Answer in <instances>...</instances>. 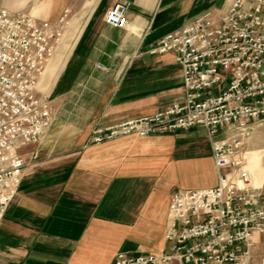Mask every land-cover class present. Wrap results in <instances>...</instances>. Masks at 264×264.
<instances>
[{"label":"crops","instance_id":"crops-1","mask_svg":"<svg viewBox=\"0 0 264 264\" xmlns=\"http://www.w3.org/2000/svg\"><path fill=\"white\" fill-rule=\"evenodd\" d=\"M116 1L0 0L52 24L68 9L65 33L75 30L72 44L63 34L39 77L52 122L18 147L26 163L0 218V264H112L118 251L160 252L173 192L213 187L231 171L214 165L202 127L92 141L95 128L182 100L174 53L150 50L164 34L231 2L124 0L127 24L114 27L104 16ZM244 147L249 187L264 202V120L248 130ZM254 241L248 264L264 259V235Z\"/></svg>","mask_w":264,"mask_h":264},{"label":"built area","instance_id":"built-area-1","mask_svg":"<svg viewBox=\"0 0 264 264\" xmlns=\"http://www.w3.org/2000/svg\"><path fill=\"white\" fill-rule=\"evenodd\" d=\"M128 7L127 1L114 2L105 22L126 26ZM68 14L64 9L52 24L0 4V218L26 163L18 147L37 141L52 122L51 100L37 85ZM150 51L174 53L183 99L95 128L92 141L202 127L214 165L231 171L213 187L173 192L163 250L118 251L112 264H248L254 235H264V202L249 187L244 157V136L264 120V0H231L226 10L203 12L164 34Z\"/></svg>","mask_w":264,"mask_h":264},{"label":"rangeland","instance_id":"rangeland-1","mask_svg":"<svg viewBox=\"0 0 264 264\" xmlns=\"http://www.w3.org/2000/svg\"><path fill=\"white\" fill-rule=\"evenodd\" d=\"M19 11L28 12V11H25V10H19ZM218 11H219V10H218ZM218 11H216V12H218ZM28 13H29V12H28ZM66 25H67V24H66ZM66 25H65V27H66ZM63 34H64L65 36L67 35L66 37L64 36L65 39L63 38ZM74 38H75V30L71 31V32L68 34V33H65V28H64V29H63V32H62V38L60 39L59 42L63 41V39H64L67 43L72 44ZM216 137H220V136H216ZM202 141L207 143V141H205L204 139H203ZM245 167H246V162H245ZM172 264H174V263H172Z\"/></svg>","mask_w":264,"mask_h":264},{"label":"bare ground","instance_id":"bare-ground-1","mask_svg":"<svg viewBox=\"0 0 264 264\" xmlns=\"http://www.w3.org/2000/svg\"><path fill=\"white\" fill-rule=\"evenodd\" d=\"M45 69V68H44ZM42 74V73H41ZM41 76V75H40Z\"/></svg>","mask_w":264,"mask_h":264}]
</instances>
